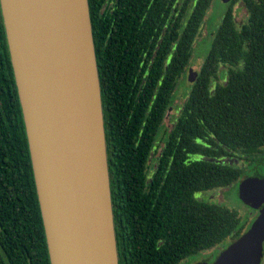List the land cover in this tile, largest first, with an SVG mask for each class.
<instances>
[{"label":"trees","instance_id":"16d2710c","mask_svg":"<svg viewBox=\"0 0 264 264\" xmlns=\"http://www.w3.org/2000/svg\"><path fill=\"white\" fill-rule=\"evenodd\" d=\"M213 1L89 0L120 264H181L249 229L237 211L198 195L264 163V0L228 3L176 104ZM236 5L246 10L241 22ZM171 107L177 117L166 127ZM0 264H50L1 9Z\"/></svg>","mask_w":264,"mask_h":264},{"label":"water","instance_id":"95a60500","mask_svg":"<svg viewBox=\"0 0 264 264\" xmlns=\"http://www.w3.org/2000/svg\"><path fill=\"white\" fill-rule=\"evenodd\" d=\"M0 9L50 264H120L90 2L0 0ZM239 196L258 215L212 264L262 262L264 176L242 180Z\"/></svg>","mask_w":264,"mask_h":264},{"label":"rangeland","instance_id":"374dc122","mask_svg":"<svg viewBox=\"0 0 264 264\" xmlns=\"http://www.w3.org/2000/svg\"><path fill=\"white\" fill-rule=\"evenodd\" d=\"M228 3H225L223 0H214L210 10L208 11L206 22L203 25L202 36L194 44L193 55L191 68L195 72H199L202 64L205 61L206 56L211 48L213 41V34H215L217 28L221 24L223 16L225 15L228 9ZM236 20L241 22L246 17V10L241 7V5L235 6ZM208 34V36H207ZM189 70L184 73L182 79L180 80L177 90H176V104L180 105L188 92L190 81L188 80ZM173 112V111H172ZM167 117L165 124L166 127H172L170 122V115ZM264 157V155H263ZM255 173H259L264 176V163L253 162L251 164H246V169L243 177L240 181ZM242 182V181H241ZM239 187L240 183H235L227 189H216L214 191L206 192L200 194V197H205L208 200L214 201L217 204L224 205L232 210L238 212L241 219V223L245 229L249 228L252 222L257 217V210L252 207L244 204L239 196ZM231 240L228 239L223 242L218 247H215L211 250L201 252L194 256L189 257L186 261H183L181 264H212L216 258L229 246ZM263 261V260H262ZM264 262V261H263Z\"/></svg>","mask_w":264,"mask_h":264},{"label":"flooded vegetation","instance_id":"af4514ba","mask_svg":"<svg viewBox=\"0 0 264 264\" xmlns=\"http://www.w3.org/2000/svg\"><path fill=\"white\" fill-rule=\"evenodd\" d=\"M173 111V112H172ZM178 112V110L177 109H174L173 107H171L170 109H169V112H168V115L166 116V119H167V117H169V113H172L171 115H170V122H171V125L173 126V124H174V122H175V120H176V117H177V115H176V113ZM162 145V147H163V144H161ZM162 147L161 148H159L158 149V152L159 153H161L162 152ZM194 157H196V156H194ZM156 159H157V157H155V155L152 157V159H150V164H152L153 165V169H152V171H150V176H149V179H151L152 177H153V174L156 172V169H157V166H158V164L156 163ZM191 159V158H190ZM189 159V160H190ZM243 180V179H242ZM198 198H201L199 195H198ZM139 211V206H138V204H134V208H133V218H134V221H135V223H136V227H139V224H138V212ZM257 212V215H258V211H256ZM149 214H151V213H149L148 212V215ZM263 261H264V255H263V259H262ZM261 262V264H264V262Z\"/></svg>","mask_w":264,"mask_h":264}]
</instances>
